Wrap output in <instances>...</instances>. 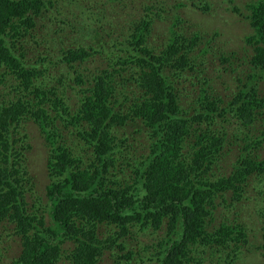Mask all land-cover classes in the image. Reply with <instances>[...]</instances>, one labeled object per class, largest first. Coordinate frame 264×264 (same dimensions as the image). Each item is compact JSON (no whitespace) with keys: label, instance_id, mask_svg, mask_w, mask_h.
Instances as JSON below:
<instances>
[{"label":"trees","instance_id":"obj_1","mask_svg":"<svg viewBox=\"0 0 264 264\" xmlns=\"http://www.w3.org/2000/svg\"><path fill=\"white\" fill-rule=\"evenodd\" d=\"M68 1L73 8L60 0H0V233L12 227L21 244L10 264H60L65 258L101 264L107 252L111 264H234L247 230L227 222L214 226L216 202L231 193L239 203L249 186L264 185V129L258 141L246 134L264 128V92L258 93L264 0H250L248 14L233 7L249 22L251 52L239 66L245 81L225 106L209 93L208 61L230 63L214 42L218 34L208 38L203 28L201 36L188 37L183 28L175 30L174 15L163 41L152 43L150 0H133L139 2L134 12L128 0H103L115 15L134 20L127 27L133 33L115 36L119 21L110 18L89 32L91 53L78 29L91 24L79 0ZM82 4L88 14L98 11L99 0ZM193 6L209 11L203 0ZM142 8L150 14L142 16ZM55 10L59 17L48 23ZM59 66L86 83L77 108L69 80L55 71ZM26 125L44 141L46 198L27 197L38 184L29 168L33 146ZM139 138L147 153L137 156ZM239 139L255 155L243 156L229 176L219 175L226 143ZM77 140L83 146L70 143ZM106 227L110 231L102 232ZM146 231L163 234L145 248L134 244ZM68 242L74 246L66 250ZM257 247L264 263V224Z\"/></svg>","mask_w":264,"mask_h":264},{"label":"rangeland","instance_id":"obj_2","mask_svg":"<svg viewBox=\"0 0 264 264\" xmlns=\"http://www.w3.org/2000/svg\"><path fill=\"white\" fill-rule=\"evenodd\" d=\"M60 1L65 5L72 7L68 0ZM96 1L97 0H89L92 4ZM118 1L121 0H111V2ZM194 1L197 0H150L149 5L152 7L151 16L154 19L151 41L152 43L157 41L156 44L163 41L168 26L173 23L174 15L179 17L178 22L180 24L175 27V30L180 31L183 28L181 32L188 37L201 36V30H204L203 28H205L206 33H208V38L214 34H218L214 37V42L217 43L220 51L224 53L225 57L230 60V63H223L218 57L208 61L210 70L208 72V78L211 80L209 93L214 96L213 98H220L224 102L223 106H225L227 102L233 98V93L235 91L237 92V89L242 86L245 81L239 80V76L242 75L239 66L245 60V56L251 52V47L246 42V37L252 32L249 22L245 20L243 16L235 13L233 7L237 6L240 8L241 12L248 14L245 5L250 0H203L209 4L208 12H203L198 7L193 6ZM128 3L130 5L129 12H134L139 5V2L133 3V0H128ZM78 4L81 11H83L88 18H96L99 24H106L110 18H116L115 20L119 21V25L117 26V30L114 31L115 36H118L119 33L126 30L127 27L134 22V20L131 22V17H124L120 14L115 15L108 3L103 2V0H99V5L97 6L98 11L94 14H88L83 6L85 4H82V0H79ZM60 12L61 10H55L54 13L50 15L47 22L53 24L52 19L55 22L56 18L59 17ZM75 12L77 15L80 10H75ZM140 14L144 16L150 14V12L146 13L142 8ZM131 33L133 32L127 29L125 36L128 37ZM79 36L82 43L88 38L85 34L83 35L79 33ZM231 68H233V70H231ZM53 69L54 68L52 67L51 70L54 72ZM57 69L59 72L57 70L55 71L59 75H62L63 81L65 79L69 80L70 88H68V94L71 99L74 100L76 108L79 107L80 96H82L81 91L85 88L86 83L77 82L76 73L66 66H59ZM192 92L198 94L199 90L196 88V90H192ZM263 92L264 84H261V87H258V93L261 96ZM225 116L231 118L230 114ZM224 126L227 127L228 124H224ZM261 126H263V123ZM261 126L257 129H249V133L246 132L247 137L251 141H258L260 139V131L264 129ZM26 128L25 129L29 131L28 135H31V137H34L35 139V142L33 140L30 141L33 146V151L29 156V168L38 184L34 191L28 194L27 197L33 195L36 196V194H38L39 196L46 198L44 189L45 184L49 181L46 178L44 160L46 150L44 142L39 138L37 131H30L28 125H26ZM234 128L235 125H232V127L228 128V132L231 133L235 131ZM132 131L133 130L130 127V134H132ZM248 142L250 148H254L251 145V142ZM144 144L146 145L142 138H139L136 141V145L133 148L134 150L136 148L137 156L147 153ZM245 146H247V144L245 145V141L242 139L236 140L234 144L226 143V148L222 152L221 160L217 168L219 175L229 176L243 156L255 155L251 150L244 151ZM259 156L261 158L264 157V144L259 148ZM245 192L246 196L243 197L242 201L239 203L235 202L231 193H228L224 199L220 197L217 200L216 205L218 206V213L216 215L214 226H219L221 223L227 222L228 224L241 225L242 228H246L247 243L244 244V241L237 243V245H239L238 251L240 253H238L234 264H264L261 251L257 247L261 245L262 227L264 224V218L262 215L264 204L260 205V201L264 200V185L262 187H259L257 184L249 186L245 189L244 193ZM30 199L33 198L30 197ZM39 211H43L42 208H40ZM49 220V217H46V221L49 222ZM1 230H3L4 233H0V264H10L21 250L20 240L13 235L12 227H4ZM109 231L108 227L102 228V232ZM162 234V231L158 233L146 231L136 234L133 243H139L142 248H145L147 245H151L152 242ZM126 240L130 241L131 237ZM64 246L66 250L73 247L72 242H68ZM131 246L133 245H129L127 249H130ZM110 257L111 252H107L106 258L101 261L103 263L111 264V261H113L114 258L112 259ZM222 258L225 259V254H222ZM67 260L68 259L66 258L62 259L60 264H69ZM151 263L157 264L155 261H152ZM130 264H136V262L132 260Z\"/></svg>","mask_w":264,"mask_h":264},{"label":"clouds","instance_id":"obj_3","mask_svg":"<svg viewBox=\"0 0 264 264\" xmlns=\"http://www.w3.org/2000/svg\"><path fill=\"white\" fill-rule=\"evenodd\" d=\"M77 10H79V9H77ZM83 14H84V20H86L87 22H89L91 24V26L89 28H87V29H82V27L81 28H78V29H79V33L80 34H83V35L85 34V35L88 36L89 32H93V31H95V30L98 29L97 28V25H99V22H98V20L96 18H94V17L88 18V16H86L84 12H83ZM103 34L105 36V32H103ZM72 245L74 246L73 243H72ZM102 263L103 262L101 261V264ZM69 264H70V262H69ZM103 264H107V263H103Z\"/></svg>","mask_w":264,"mask_h":264},{"label":"flooded vegetation","instance_id":"obj_4","mask_svg":"<svg viewBox=\"0 0 264 264\" xmlns=\"http://www.w3.org/2000/svg\"><path fill=\"white\" fill-rule=\"evenodd\" d=\"M71 8H73V7H71ZM83 44V46L89 51V52H93L92 51V49H90V46H88L87 44H86V40H85V42L84 43H82ZM84 90H85V88L84 89H82V91H81V93H82V96H80V100H79V103H80V101H81V99L83 98V96H84ZM73 102H74V100L73 99H71ZM74 104H75V102H74ZM76 105V104H75ZM76 111V108L75 107H72L71 108V112H75ZM30 130V129H29ZM31 130H33L34 131V128H32ZM30 130V131H31ZM70 129H67V131H69ZM26 131V133L28 134V130H25ZM35 133V132H34ZM29 136V135H28ZM38 136H39V138L43 141V138L38 134ZM31 138V139H30ZM28 140H33L34 142H35V139H34V137H31V135L28 137ZM44 142V141H43ZM70 143H73V144H75V145H77V144H80V145H82V143L80 142V141H71ZM30 154H31V152H30ZM30 154H29V156H30ZM44 160H45V157H44ZM30 161V160H29ZM46 160H45V165H46Z\"/></svg>","mask_w":264,"mask_h":264}]
</instances>
